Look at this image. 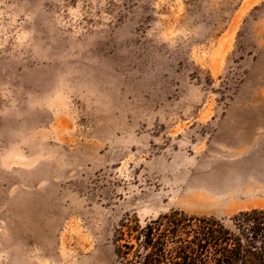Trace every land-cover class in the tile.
Masks as SVG:
<instances>
[{
  "label": "rangeland",
  "instance_id": "374dc122",
  "mask_svg": "<svg viewBox=\"0 0 264 264\" xmlns=\"http://www.w3.org/2000/svg\"><path fill=\"white\" fill-rule=\"evenodd\" d=\"M253 209L264 0H0V264H121L125 218Z\"/></svg>",
  "mask_w": 264,
  "mask_h": 264
},
{
  "label": "trees",
  "instance_id": "16d2710c",
  "mask_svg": "<svg viewBox=\"0 0 264 264\" xmlns=\"http://www.w3.org/2000/svg\"><path fill=\"white\" fill-rule=\"evenodd\" d=\"M121 264H264V209L226 223L171 211L146 221L125 218L113 233Z\"/></svg>",
  "mask_w": 264,
  "mask_h": 264
},
{
  "label": "bare ground",
  "instance_id": "6f19581e",
  "mask_svg": "<svg viewBox=\"0 0 264 264\" xmlns=\"http://www.w3.org/2000/svg\"><path fill=\"white\" fill-rule=\"evenodd\" d=\"M224 40H226V39H224Z\"/></svg>",
  "mask_w": 264,
  "mask_h": 264
}]
</instances>
